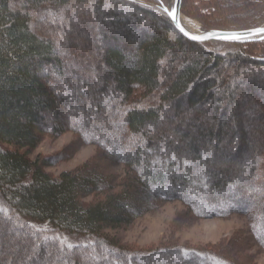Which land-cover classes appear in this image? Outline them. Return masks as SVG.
<instances>
[{"label":"trees","instance_id":"16d2710c","mask_svg":"<svg viewBox=\"0 0 264 264\" xmlns=\"http://www.w3.org/2000/svg\"><path fill=\"white\" fill-rule=\"evenodd\" d=\"M130 1L0 0V264L14 259L52 264L45 257L47 241L54 243L53 264H84L90 246L96 248L97 264H136L135 253L109 236L108 229L133 222L155 200L177 198L198 217L228 216L238 209L228 191L252 201L243 212L264 246V57L238 43L225 50L215 42L213 48L224 49L219 51L189 41L169 17L150 16ZM74 3L86 8L82 16L72 15L81 25L66 23V38L54 40L56 31L42 27L38 13ZM148 23L143 31L136 26ZM74 26L79 31L72 35L85 28L90 44L79 40L70 49L73 37L66 31ZM57 42L69 48L67 59L93 49L92 71L69 79ZM73 66L82 67L78 62ZM85 83L93 86L89 100L78 105L70 126L83 141L117 154L129 168L116 186L109 187L87 166L53 176L45 170L48 161L30 157L47 128L57 134L67 129V120L58 122L55 115L66 103L71 106L72 98L77 102ZM137 89L145 96L127 103ZM102 95L103 104L105 98L115 100L111 116L99 114ZM48 117L56 119L55 127L45 123ZM224 143L231 159L220 165L214 156L223 155ZM123 147L127 151L121 157ZM240 152L242 158L233 159ZM108 190L86 202L91 194ZM2 213L12 216L10 225ZM22 225L29 232L20 233ZM166 250L176 256L160 264H234L210 251Z\"/></svg>","mask_w":264,"mask_h":264},{"label":"rangeland","instance_id":"374dc122","mask_svg":"<svg viewBox=\"0 0 264 264\" xmlns=\"http://www.w3.org/2000/svg\"><path fill=\"white\" fill-rule=\"evenodd\" d=\"M130 2L134 5L138 4L140 7L142 6L144 10L148 11L149 15L158 13L168 19L169 16L165 11V7L170 9L175 0H132ZM69 4L62 8L47 6L37 15L38 18L36 21L39 22L42 27L46 28V26L49 27L51 25L52 31H56V34L52 35L54 40H56L57 37L60 40L66 38L64 31L67 27L66 23L70 22L74 24L75 21V24L81 25L80 21L75 18L72 19V15L73 12H77V16L79 14L82 16V13L86 8L80 9L76 3L71 5ZM87 4L89 5V3ZM125 5L131 4L127 2ZM183 5V18L187 17L198 22L202 33L211 29L243 30L253 28L264 23V0H183ZM81 7H83V5ZM89 10L92 12V8H89ZM121 11L131 13L133 9L129 8V11H126V9L122 10L120 8V12ZM83 15L85 17L84 21L87 22V15ZM138 15L139 17L144 16L143 13H139ZM155 19L157 22L160 18L158 17L157 19L155 16ZM84 21H82L83 27H85ZM150 21L151 20L149 19V22ZM146 22L147 20H145L144 23ZM158 22L163 23L162 21ZM149 24L150 23L143 26H136L139 31H143L146 27L150 26ZM78 28L79 27L74 26L71 28L72 30L66 31L67 36L72 35L73 33L75 34V30L78 32ZM84 29L80 35H72L73 42L70 49H72L73 44L76 47V41L77 43L85 41L87 44H90V41H87L85 38L86 36L84 34L87 33V31ZM215 42L219 43L218 47L224 48L225 50L226 46L232 43H238L236 45L238 48L244 47L247 52L264 57V39L255 42L214 41L206 42L205 44H207L208 47L213 48V44H216ZM223 44L225 45L222 46ZM57 45L61 58L64 60L67 67H65V75H68L69 79L76 81L77 77H85V75H88L92 71V62L90 59L95 58L97 54L93 49L88 50V53L86 52L89 57H87V54L85 53L82 57L78 54L75 58L71 57L72 59H67L68 54L66 51H69V48L65 49V47L59 45L58 42ZM216 47L217 46L213 49H218L219 51L224 50ZM74 51H76V49H74ZM77 51H79V49H77ZM74 62L80 63L82 67H80V69L74 67ZM54 77H56V75H53V78ZM83 86L84 87L79 93L81 95L80 98H76L77 102H75L73 100L74 98H72V102L70 104L71 106L68 107V104L66 103L64 105L65 108H61V110L55 115L58 122L67 120V124H65L67 129L63 133L57 134L50 131L51 127L47 128L43 134L41 143L34 151H31L30 157L48 161L49 166L46 167L45 170L53 176H59L65 171L75 172L82 169L84 166H87L86 168L89 171L92 170L101 174L104 180L108 183L109 187L116 186L123 178L128 176V173H130L129 168L124 163L120 162V158L116 156L117 154H113L112 156L101 149L99 144L95 142L89 143L83 141L82 138H80L72 129L73 126H70V124L76 122L74 113L79 114L78 105L81 106L82 102L87 104L86 101H88L90 97L89 91L93 86L86 83ZM58 89L63 91L66 90L64 86H60ZM109 93L110 89L107 88L104 96L106 95L105 97L107 98V94ZM145 94L146 93L142 92L141 89H137L127 103L138 101L143 98ZM104 96L102 95L101 100L98 101V104L100 102V109L98 108L99 114L103 111L105 114L111 116L115 100L112 99L108 102L105 98L106 103L103 104ZM256 98L260 97L257 95ZM91 102L93 105L91 113L93 114L97 109L94 107V100ZM55 118L48 117V121H45V123L48 126L52 125V127H55ZM246 137L247 136H245V139ZM225 146L226 143H224L222 147L225 150L223 155H219L218 152L214 156L216 162L220 165H225L231 159L229 151L228 149L226 150ZM230 149L233 151L234 146L230 147ZM126 151V148L122 149L121 152L119 151L121 153V157H123L122 153L124 152L125 155ZM218 156L221 157L218 159ZM237 156L242 158L241 152L234 155L233 159H236ZM117 189H119V187ZM106 192H109V190L93 193L86 197V202L102 198ZM226 194L229 199L238 200L237 211H234L228 216L214 215L208 217H198L190 211L188 206L182 200L177 198L170 199L168 201L155 200V203L150 211L136 218L133 222L121 226L120 228L108 229L107 233L109 236L115 238L121 246L127 248L130 252L135 253L136 256L134 257V260L136 264H160L163 259H174L173 257L176 256L174 251H171L172 254H169L166 249L172 250L179 247L214 252L234 264H264V246L256 240L255 235H253L251 231L249 218L246 213L243 212V210L248 207V203H251L252 201L247 199L244 200L242 198L244 195H237V193H233L232 191H228ZM244 204H246V207ZM0 205L2 206L1 196ZM2 214L6 220L11 219L12 217L6 213ZM8 221V224L10 225L11 220ZM25 228L26 227L23 228L22 225L20 227V231L22 232L20 233H26L28 230ZM46 244L48 245V248H46L47 252L45 257L47 256L46 259H48V261L50 260L53 264L56 260H54V257L50 255L53 251L50 247L54 243L47 241ZM90 247H92L91 251H89V249L86 250L87 252L89 251L90 254L92 253L89 258H84L83 251L79 252H81V256L83 254L82 257L84 264H97L94 260L96 255H93L95 254L93 250L96 248L94 246ZM14 260H12L10 264H18V262ZM176 260H178V258ZM104 264H112V262L109 263V261H107Z\"/></svg>","mask_w":264,"mask_h":264},{"label":"water","instance_id":"95a60500","mask_svg":"<svg viewBox=\"0 0 264 264\" xmlns=\"http://www.w3.org/2000/svg\"><path fill=\"white\" fill-rule=\"evenodd\" d=\"M183 0H175L174 4L169 9L165 7V11L168 13L175 28L184 35L189 41L206 43L214 41H259L264 39V32H260L259 29L264 28V23L253 28L243 30H227V29H211L205 31L202 34H194L184 25L183 21ZM187 33V35L185 34ZM196 37H207L206 39L197 40L192 39ZM238 36L239 39H228L226 37Z\"/></svg>","mask_w":264,"mask_h":264},{"label":"bare ground","instance_id":"6f19581e","mask_svg":"<svg viewBox=\"0 0 264 264\" xmlns=\"http://www.w3.org/2000/svg\"><path fill=\"white\" fill-rule=\"evenodd\" d=\"M184 25L194 34H202L201 28L198 22L190 19V18H183Z\"/></svg>","mask_w":264,"mask_h":264},{"label":"snow or ice","instance_id":"6c2138e0","mask_svg":"<svg viewBox=\"0 0 264 264\" xmlns=\"http://www.w3.org/2000/svg\"><path fill=\"white\" fill-rule=\"evenodd\" d=\"M260 32H264V28L262 29H259ZM187 35V33H185ZM207 37H196V36H193L192 39H197V40H202V39H206ZM228 39H239L238 36H232V37H226Z\"/></svg>","mask_w":264,"mask_h":264}]
</instances>
